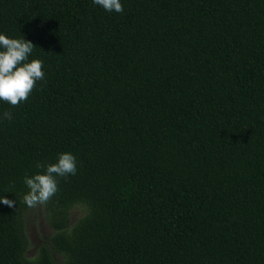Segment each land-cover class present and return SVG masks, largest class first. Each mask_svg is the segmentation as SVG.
I'll return each mask as SVG.
<instances>
[{
	"label": "trees",
	"instance_id": "16d2710c",
	"mask_svg": "<svg viewBox=\"0 0 264 264\" xmlns=\"http://www.w3.org/2000/svg\"><path fill=\"white\" fill-rule=\"evenodd\" d=\"M120 2L0 0L44 72L0 101V264H264V0ZM61 153L77 172L28 258L24 178Z\"/></svg>",
	"mask_w": 264,
	"mask_h": 264
},
{
	"label": "clouds",
	"instance_id": "9594fccd",
	"mask_svg": "<svg viewBox=\"0 0 264 264\" xmlns=\"http://www.w3.org/2000/svg\"><path fill=\"white\" fill-rule=\"evenodd\" d=\"M92 3L107 12H123L120 0H92ZM34 47L31 41L8 38L0 34V101L16 107L28 99L36 87V82L44 79L42 61H28ZM0 119L11 120V112H4ZM36 167L44 168V173L24 178L29 191L23 196L22 202L29 208L46 205L59 190L57 178L66 179L77 172L76 158L71 153H61L55 163L47 166L37 164ZM0 203L10 208L16 206L15 201L4 196L0 197Z\"/></svg>",
	"mask_w": 264,
	"mask_h": 264
},
{
	"label": "rangeland",
	"instance_id": "374dc122",
	"mask_svg": "<svg viewBox=\"0 0 264 264\" xmlns=\"http://www.w3.org/2000/svg\"><path fill=\"white\" fill-rule=\"evenodd\" d=\"M85 206L76 203L68 209V227L72 225L76 219L85 213ZM24 232L27 241L25 256L32 258L39 247V245L49 244V236L53 233V228L50 223V216L45 210L44 205H37L33 208H27L24 211ZM59 262V256H55V263Z\"/></svg>",
	"mask_w": 264,
	"mask_h": 264
}]
</instances>
